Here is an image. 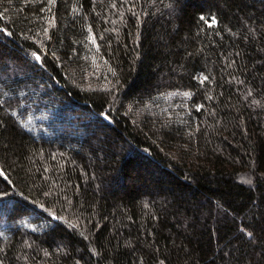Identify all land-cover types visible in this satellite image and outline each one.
<instances>
[{
	"label": "trees",
	"instance_id": "trees-1",
	"mask_svg": "<svg viewBox=\"0 0 264 264\" xmlns=\"http://www.w3.org/2000/svg\"><path fill=\"white\" fill-rule=\"evenodd\" d=\"M0 264H264V0H0Z\"/></svg>",
	"mask_w": 264,
	"mask_h": 264
},
{
	"label": "snow or ice",
	"instance_id": "snow-or-ice-1",
	"mask_svg": "<svg viewBox=\"0 0 264 264\" xmlns=\"http://www.w3.org/2000/svg\"><path fill=\"white\" fill-rule=\"evenodd\" d=\"M53 2H54V0H53ZM213 23H214V21H213ZM37 59H39V57L37 56Z\"/></svg>",
	"mask_w": 264,
	"mask_h": 264
},
{
	"label": "rangeland",
	"instance_id": "rangeland-1",
	"mask_svg": "<svg viewBox=\"0 0 264 264\" xmlns=\"http://www.w3.org/2000/svg\"><path fill=\"white\" fill-rule=\"evenodd\" d=\"M200 78H201V76H200Z\"/></svg>",
	"mask_w": 264,
	"mask_h": 264
}]
</instances>
